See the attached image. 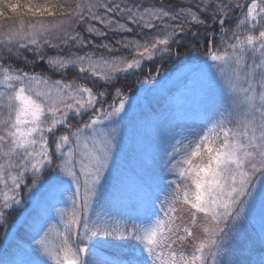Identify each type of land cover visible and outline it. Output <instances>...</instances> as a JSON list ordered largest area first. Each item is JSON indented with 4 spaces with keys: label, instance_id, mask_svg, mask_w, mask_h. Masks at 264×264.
Wrapping results in <instances>:
<instances>
[{
    "label": "snow or ice",
    "instance_id": "1",
    "mask_svg": "<svg viewBox=\"0 0 264 264\" xmlns=\"http://www.w3.org/2000/svg\"><path fill=\"white\" fill-rule=\"evenodd\" d=\"M237 8L218 49L215 32ZM0 21L10 22L0 24V264H264V251L251 259L264 249V0L246 10L232 0H0ZM192 26L206 33L205 62L229 103L218 107L208 85L204 122L166 151L162 175L136 177L146 221L129 225L106 194L124 182L116 125L133 109L118 82L177 55ZM130 147L144 169L157 164ZM257 216L245 239L241 221Z\"/></svg>",
    "mask_w": 264,
    "mask_h": 264
},
{
    "label": "rangeland",
    "instance_id": "2",
    "mask_svg": "<svg viewBox=\"0 0 264 264\" xmlns=\"http://www.w3.org/2000/svg\"><path fill=\"white\" fill-rule=\"evenodd\" d=\"M242 2L246 10L250 6V0ZM256 2L259 3V0ZM241 16L242 12L239 9L238 13L229 19L227 26L221 30V34L216 35L213 46L223 49L227 43L231 42L237 18ZM7 23L10 22L0 21V24ZM205 51L204 49H190L185 51L181 58L176 56L163 61L146 62L144 64L146 70L142 69L139 74L127 77L129 83L126 87L122 86L123 80H119L118 86L129 98V103H133V109L129 111L124 122L116 125L123 133V167L117 175L122 176L124 182L122 185L109 182L106 186V194L109 198L114 202L118 201L116 208L113 209L115 220L126 221L129 225L132 222L145 223L146 216L141 211V193L136 177L139 176L151 182L156 176L162 175L159 161L166 158V151L172 152L174 148H178L179 142L189 128L194 124L204 122V92L209 84L213 85V96L217 101V106L227 107L229 101L226 99V92L220 86L219 74L210 61L205 62ZM157 71H159L158 76ZM149 73L155 82L148 81ZM54 77L52 78H60L59 76ZM73 78L74 76L67 77L68 80ZM128 80L124 79L126 82ZM133 143L138 145V151L143 154L144 159L151 162V157L155 156L157 164L151 169H144L142 160L134 156L131 150L130 146ZM175 179V176H168L169 181ZM163 183L161 181V184ZM2 191L3 185H0V194ZM23 194L25 197L29 196L26 190ZM30 206L31 200L26 199L25 207L14 213L9 224L4 228L10 227L12 221H15L17 216L25 214V209H30ZM53 216L55 218L51 219V223H58L59 216L55 213ZM259 227V216L252 223L241 221V232L245 239H253L259 232ZM4 235V229H0V256L3 254ZM240 247L239 242L235 243L229 256L238 254ZM261 251L264 249L257 244L256 254L251 259H257ZM48 264L52 262L48 261Z\"/></svg>",
    "mask_w": 264,
    "mask_h": 264
},
{
    "label": "trees",
    "instance_id": "3",
    "mask_svg": "<svg viewBox=\"0 0 264 264\" xmlns=\"http://www.w3.org/2000/svg\"><path fill=\"white\" fill-rule=\"evenodd\" d=\"M242 1L243 0H232L234 4L235 3L242 4L243 3ZM146 2L152 3V2H155V0H146ZM164 2L167 7L172 8L174 4L176 3V0H171V2H169V0H164ZM179 2L185 5L193 4V0H179ZM193 10H195V8ZM238 11H239V8L233 11L230 18L234 17L238 13ZM209 27L214 28V25H209ZM217 34H221V30L216 31L215 36ZM205 35L206 33L203 31L202 26H192L191 31L188 34H186L185 37L183 38L181 45L175 49V51L178 54L174 55L173 57L178 56L181 58L183 54L185 53V51L190 50V49L191 50H203V49L206 50L205 40L203 38ZM109 39H111V35ZM51 51H54V50H51ZM143 70H146V68L144 67ZM69 76L73 77L75 76V74L71 73ZM121 80H123L124 82V84L122 83V86L126 87L127 83H129V80L127 78H126V80H128L127 82L124 81V78H122Z\"/></svg>",
    "mask_w": 264,
    "mask_h": 264
},
{
    "label": "flooded vegetation",
    "instance_id": "4",
    "mask_svg": "<svg viewBox=\"0 0 264 264\" xmlns=\"http://www.w3.org/2000/svg\"><path fill=\"white\" fill-rule=\"evenodd\" d=\"M53 78H55V77L53 76Z\"/></svg>",
    "mask_w": 264,
    "mask_h": 264
}]
</instances>
